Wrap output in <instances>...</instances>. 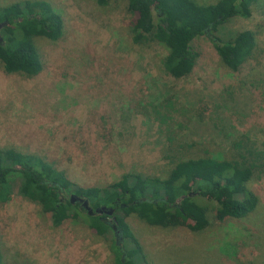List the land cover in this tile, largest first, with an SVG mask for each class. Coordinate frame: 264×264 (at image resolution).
I'll return each instance as SVG.
<instances>
[{
	"label": "rangeland",
	"instance_id": "1",
	"mask_svg": "<svg viewBox=\"0 0 264 264\" xmlns=\"http://www.w3.org/2000/svg\"><path fill=\"white\" fill-rule=\"evenodd\" d=\"M15 1L30 0L0 5ZM48 1L64 18L65 31L55 42L38 37L42 72L7 73L0 63V149L42 156L74 183L94 186L125 173L165 177L178 159L228 156L241 134L264 139V0L253 5L251 17H234L196 38V65L180 79L163 67L166 49L132 41L125 2ZM244 30L256 32L258 49L234 71L214 43ZM157 105L172 115L166 123L155 120ZM247 182L260 193L261 214L246 221L206 226L177 219L176 227L160 228L130 215L146 261L264 264V173L249 174ZM17 186L0 202L4 264H115V253L95 230L79 219L54 228Z\"/></svg>",
	"mask_w": 264,
	"mask_h": 264
},
{
	"label": "trees",
	"instance_id": "2",
	"mask_svg": "<svg viewBox=\"0 0 264 264\" xmlns=\"http://www.w3.org/2000/svg\"><path fill=\"white\" fill-rule=\"evenodd\" d=\"M113 1L126 3L131 16L129 31L139 46L156 42L167 54L165 71L180 79L192 73L198 58L193 41L213 34L218 24L234 17L249 18L253 5L260 0H97L101 6ZM0 63L7 73L36 76L44 63L37 39L44 35L55 42L64 36V18L48 0L15 1L0 5ZM223 63L236 71L252 58L258 49L253 30L238 32L232 38H217L214 43ZM173 105L166 106L169 110ZM154 109L155 120L166 123L172 115ZM264 173V139L241 134L231 141L229 155L178 159L168 175L152 176L125 173L113 183L82 186L42 156L25 154L13 147L0 149V202L11 199L17 184L21 196L38 203L54 228L70 220H81L102 236L115 253V264H150L141 253L139 240L130 229L127 218L135 214L143 223L160 228L177 226V219L211 225L230 219L246 221L261 214L258 189L251 188L247 176ZM88 200L90 213L82 202ZM102 207L114 209L110 216L99 212ZM121 231L124 246L119 245L115 229ZM257 225L258 218H256ZM262 228V224L258 225ZM129 246H131L129 248ZM0 242V264H4ZM137 258H139L137 260Z\"/></svg>",
	"mask_w": 264,
	"mask_h": 264
},
{
	"label": "water",
	"instance_id": "3",
	"mask_svg": "<svg viewBox=\"0 0 264 264\" xmlns=\"http://www.w3.org/2000/svg\"><path fill=\"white\" fill-rule=\"evenodd\" d=\"M2 27H3V24H0V29H1ZM0 41H2V38H1V37H0ZM71 198L75 199L76 196H75V195H72ZM73 199H72V200H73ZM76 199H77V198H76ZM73 201H74V200H73ZM83 205H84L87 209H89L90 213L93 212V210L90 208V205H89L88 200H84V201H83ZM99 212H105V213H107L108 215H112V214L114 213V209H109V208H106V207H102V209L99 210ZM114 226H115V228H116V225H114ZM116 229H117V228H116ZM119 232L121 233L120 230H119ZM121 236H122L121 239H123V235H122V234H121Z\"/></svg>",
	"mask_w": 264,
	"mask_h": 264
},
{
	"label": "flooded vegetation",
	"instance_id": "4",
	"mask_svg": "<svg viewBox=\"0 0 264 264\" xmlns=\"http://www.w3.org/2000/svg\"><path fill=\"white\" fill-rule=\"evenodd\" d=\"M71 199H73V198H71ZM74 200V202H76V201H78V202H82L83 203V198H75V199H73ZM111 216V215H110ZM113 220H114V217H111ZM111 223V225H112V227L115 229V231H116V234H117V237H118V240L119 239H121L122 238V236H121V233L119 232V229H116L115 228V223H113V221L112 222H110Z\"/></svg>",
	"mask_w": 264,
	"mask_h": 264
}]
</instances>
